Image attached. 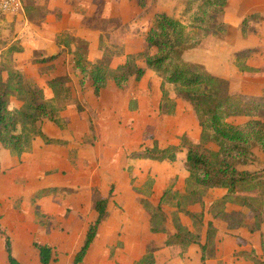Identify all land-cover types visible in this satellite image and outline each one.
Returning a JSON list of instances; mask_svg holds the SVG:
<instances>
[{
  "label": "rangeland",
  "instance_id": "rangeland-1",
  "mask_svg": "<svg viewBox=\"0 0 264 264\" xmlns=\"http://www.w3.org/2000/svg\"><path fill=\"white\" fill-rule=\"evenodd\" d=\"M19 1L21 7L16 13H4L0 9V51L7 52L13 47L21 48L22 52L11 59L5 56L0 69H20L26 84L42 88L48 100L54 97L47 86L49 79L68 77L70 82L65 85L69 94L63 95V101L59 99L54 103L58 108L66 103L58 114L59 124L45 120L42 125L43 132L59 144L48 145L36 138L32 151L20 157L0 149L1 227L4 229L6 225L10 236L17 234L21 221L26 225L61 229L63 224L59 217L42 215L38 201H31L36 190L55 187L58 190L48 191L55 195L54 198L49 197L46 202L54 204L52 209L57 214H65L62 218L71 223L66 224L67 230L75 231L78 240L83 226L94 216L91 210L94 189L104 198L111 190L110 219L101 232L103 241H111L106 247L110 264H135L145 251L154 248L156 264H200L196 246L183 258L172 259L170 250L163 246L167 235L150 233L149 215L141 203V199H146L156 205L166 190L172 188L164 211L169 233L174 232L170 221L176 201L174 196L183 197L187 189L194 186L185 164L186 147L180 148L173 163L135 158L145 148H152L154 142L161 148L177 146L183 138L188 143L200 144L201 130L192 106L172 87L167 88V100L162 101L161 79L151 70L140 81L132 79L121 88L110 83L97 98L89 79L81 83L82 76L76 71L75 61L67 50L57 48L55 55L59 54L55 59L42 61L53 56L55 44L52 41L58 35L57 40H66L72 44V49L80 50L87 45L90 63L102 61L115 69L124 64L128 55L139 56L147 52L145 39L155 15L164 13L185 25L190 24L192 14L187 10L186 1L144 0L142 6L139 0H111V17L108 18L105 17V0H95L92 10V2L88 0L84 2L88 7L78 13L89 15L91 12L92 15L85 17L82 24L51 27L37 23L30 26L27 22L32 13L30 3L31 6L42 5L45 0ZM59 2L74 11L79 3L78 0H53L44 5L53 3V11L59 12L62 8L55 9ZM254 13L264 16V0H228L219 17L226 31L205 38L183 56L185 61L201 64L209 73L226 80L230 91L243 100L264 99V21H250L246 27L242 25L243 20ZM43 14L41 9L36 11L37 21ZM33 30H41V35L36 36ZM95 31L100 37L90 49L89 42L81 36H91ZM247 47L257 48L247 61L257 70L254 73L240 72L234 65L236 54ZM138 65L144 66L141 59ZM172 105L175 110H171ZM20 106L16 96L10 99L9 109ZM230 121L239 124L246 120L235 118ZM257 155L258 164L252 165L251 169L263 166L264 155L258 152ZM223 195L222 190H208L202 206L189 207L196 213L204 210L205 221L212 220L218 229L216 255L207 264H251L243 255L252 249L260 254V235L264 233V226L256 230L249 214L246 227L239 231H229L223 221L213 220L207 214L208 208ZM227 208L229 211L240 210L230 204ZM36 209L37 214H34ZM53 218L55 220H51ZM181 220L192 230L188 218L181 216ZM2 240L0 238V249ZM17 243V252L21 254L23 243L18 240ZM26 260L29 261L25 264H37L31 257ZM54 262L65 264L57 259ZM0 264L7 262L0 257Z\"/></svg>",
  "mask_w": 264,
  "mask_h": 264
},
{
  "label": "trees",
  "instance_id": "trees-1",
  "mask_svg": "<svg viewBox=\"0 0 264 264\" xmlns=\"http://www.w3.org/2000/svg\"><path fill=\"white\" fill-rule=\"evenodd\" d=\"M185 1L187 10L192 14L190 24L185 25L164 13L155 15L145 39L147 52L139 56L128 55L124 64L115 69L102 61L90 63L87 45H83L80 50L72 49V44L62 39L57 40V45L73 56L76 71L82 76L81 83L89 79L97 98L110 83L121 88L132 79L140 81L151 70L161 79L162 101L167 98V88L172 87L192 106L201 130L200 144L188 143L183 138L177 146L161 148L154 142L152 148H145L135 158L173 163L177 160L180 148L186 147L185 164L194 186L188 188L183 197L174 196L176 201L170 220L174 232L169 233L168 217L164 211V203L173 192L172 188L166 190L156 205L146 199H141V203L149 215L150 233L167 235L165 247L170 250L172 259L183 258L191 246H197L201 264H207L215 256L218 229L213 221H205L204 210L196 213L189 207L202 206L208 190L224 191L222 198L210 204L207 214L213 220L223 221L229 231L246 227L249 215L254 220L256 230L264 226V163L260 169L250 168L258 164L257 152L264 155V99L243 100L230 91L226 80L209 73L201 64L184 60L185 52L202 40L226 31L219 17L228 3V0ZM138 2L142 6L145 4L144 0ZM255 20L264 21V16L251 14L243 20L242 25L246 27L250 21ZM20 52L21 48L13 47H9L7 52L3 50L0 64H3L5 56L11 59L13 54ZM253 52V49H245L236 54L234 65L240 72L257 71L247 64ZM140 59L143 67L138 65ZM69 82L68 77L49 79L47 86L54 97L48 100L42 88L26 84L20 70L1 68L0 149L20 157L31 152L36 138L48 145L59 144L58 140L49 138L43 132L42 125L45 120L59 124L58 114L66 103L61 108L54 103L59 99L63 101V95L69 94V88L65 86ZM14 96L21 102V106L9 109L10 99ZM171 110H175V105H172ZM235 118L246 121L234 124L230 120ZM48 191L41 194H48ZM111 195L110 190L104 198L94 189L93 210L97 217L88 228L85 243L75 258V264L83 261L97 236L99 226L107 219ZM229 204L238 206L240 210L229 211ZM181 216L191 221L192 230L182 223ZM0 235L5 241L8 264H19L12 254L11 238L1 225ZM260 237V254L252 249L243 255L252 264H264V233ZM34 246L39 251L41 264H50L52 248L38 244ZM136 264H156L154 249L147 250Z\"/></svg>",
  "mask_w": 264,
  "mask_h": 264
},
{
  "label": "crops",
  "instance_id": "crops-1",
  "mask_svg": "<svg viewBox=\"0 0 264 264\" xmlns=\"http://www.w3.org/2000/svg\"><path fill=\"white\" fill-rule=\"evenodd\" d=\"M47 1L53 2V0H45L42 5L41 4L40 5L34 4L33 6H31L32 4L30 3V10L32 13H31V16H29L27 19V22H29V24H31L30 26H35L36 23L37 24H43L46 27H48V25L51 27V26L66 25V24L68 25L71 23L72 24H82L85 17L87 18V16L92 15L91 12H89V15H86V14L83 15V13H78L81 9H85V7H88L87 5L84 4V2H87L88 0H78L79 3L77 5L76 11L70 10L69 6L61 5L59 2L58 4H56V6L58 8H55V9H61L62 8L61 10H59V12L53 11V7H52L53 3L51 5H44ZM62 1H64V0H62ZM89 2H92L91 10L94 9L95 5L93 2H96V1L91 0ZM124 2H127V0H125ZM104 7H105V17L110 18L111 17V0H108V1L105 0ZM40 9H41V11H44L45 15L43 14L44 16L42 17V19L40 21H37V19H36L37 16H35V13L37 10H40ZM68 9H69V11H68ZM45 10H47V13ZM65 30L73 31L72 29H65ZM33 32L35 33L36 36L41 35V30H36V31L33 30ZM58 32H60V31H58ZM57 36L54 37L55 39L53 38V41H52L55 44V50H53L52 54H51V55H53L52 57H56L59 54V53H57L55 55V51L57 48L63 49V47H59L57 45ZM99 37H100V33L97 31H95V34H93L91 36H81V38H83V39L87 40V42H89L90 49H92L93 44L99 40ZM49 38L50 37L48 36V39ZM245 49L256 50L257 48L247 47V48H244L243 50H245ZM243 50H241V51H243ZM13 56H14V54H13ZM88 56H89V51H88ZM0 61H1V51H0ZM6 152H8V151H6ZM8 153L11 154L10 152H8ZM45 190L46 191H48V190H55L56 191V190H58V188L42 187V188L36 190L35 193H33V196L31 197L32 198L31 201H35V200L38 201L37 205L40 207L39 211L42 213V215H44L46 217H51V216H53L55 218L59 217V219L62 221V224H63V225H61V229H59L58 227H56V228L42 227L41 228L39 225H34V226L26 225V224L22 223V221H21L20 225H19L20 228L18 229L17 234H15V235L12 234V236H10L9 228L6 227V225H5L4 230L9 234V236L11 238L12 254H13L14 258L19 262V264H25L26 261L28 262L29 260H26V257H31L32 259H34V261L37 264H41L39 251L34 246V244H38L41 246H49L52 248L53 253H52V261L50 264L55 263L54 262L55 259H57L59 261L61 260L65 264H75V258L85 243L88 228L95 221V219L97 217L95 211L93 210V198L91 201V210L94 213V216H93L92 220L89 219V221H87L85 223V225L83 226L82 232H80V234H81L80 238L78 240H76L75 239V237H76L75 231L71 232V231L67 230L66 226L70 225L71 223L67 222L65 219L62 218L65 214H63V213L57 214V212H55V210L52 209V206H54V204L51 203L49 205L48 202H46L49 197L54 198L55 195H53L51 193L41 194V192H43ZM34 214H37V209L34 211ZM55 218H53L51 220H55ZM109 219H110V214H109V210H108L107 219L104 222H102L101 225L99 226V230H98V233H97L95 240L91 244L85 258L79 264H110L111 261L108 260L110 254H109V251H106V247H107V245H111V241H109V240L103 241L102 240V233H101L104 226H106V224H108ZM64 224H65V226H64ZM226 229H227V227H226ZM239 230H241V229H239ZM239 230H236V231H239ZM155 236H157V235H155ZM0 238L3 239L2 240L3 243H2V246L0 249V257L5 259L7 264H8L7 255L5 252V241H4V238L1 237V235H0ZM16 239L18 240V242L23 243L24 252L21 254H18V252H17L18 243H17ZM163 246L165 247V242L163 243ZM192 247L193 246H191L188 249V252L185 255H187L189 253V251L191 250ZM154 250H155V259H156V249L154 248ZM198 250H199V248H198ZM145 253H146V251L140 256L139 259L136 260L135 264L145 255ZM199 255H200V250H199ZM215 255H216V252H215ZM200 257H201V255H200ZM214 258L215 257H213L212 259H214ZM175 260H177V259H175ZM199 260H200V258H199ZM105 262H107V263H105ZM200 264H201V262H200Z\"/></svg>",
  "mask_w": 264,
  "mask_h": 264
},
{
  "label": "built area",
  "instance_id": "built-area-1",
  "mask_svg": "<svg viewBox=\"0 0 264 264\" xmlns=\"http://www.w3.org/2000/svg\"><path fill=\"white\" fill-rule=\"evenodd\" d=\"M21 7L19 0H2L0 9L4 13H16Z\"/></svg>",
  "mask_w": 264,
  "mask_h": 264
}]
</instances>
